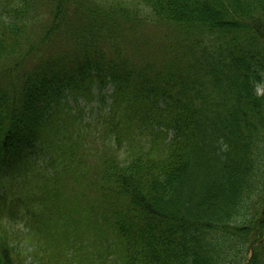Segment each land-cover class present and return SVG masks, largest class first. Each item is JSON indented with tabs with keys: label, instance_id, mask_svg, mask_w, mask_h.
<instances>
[{
	"label": "trees",
	"instance_id": "trees-1",
	"mask_svg": "<svg viewBox=\"0 0 264 264\" xmlns=\"http://www.w3.org/2000/svg\"><path fill=\"white\" fill-rule=\"evenodd\" d=\"M0 264H264V0H0Z\"/></svg>",
	"mask_w": 264,
	"mask_h": 264
},
{
	"label": "rangeland",
	"instance_id": "rangeland-1",
	"mask_svg": "<svg viewBox=\"0 0 264 264\" xmlns=\"http://www.w3.org/2000/svg\"><path fill=\"white\" fill-rule=\"evenodd\" d=\"M142 35H144V33L142 32ZM144 49H145V46H144ZM107 89V88H106ZM261 91V88H259V92ZM110 92V91H109ZM108 92V93H109ZM103 104V103H102ZM101 104V102L99 100H95L93 101V105H97L99 107V109L103 108V105ZM22 228H24V224L21 223V222H18L16 223L14 226H13V229L14 230H20L23 232Z\"/></svg>",
	"mask_w": 264,
	"mask_h": 264
}]
</instances>
